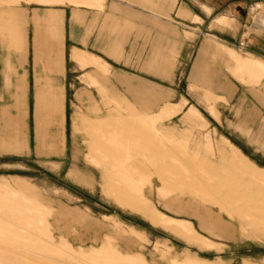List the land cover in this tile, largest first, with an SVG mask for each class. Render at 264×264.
Instances as JSON below:
<instances>
[{
  "label": "rangeland",
  "instance_id": "obj_1",
  "mask_svg": "<svg viewBox=\"0 0 264 264\" xmlns=\"http://www.w3.org/2000/svg\"><path fill=\"white\" fill-rule=\"evenodd\" d=\"M182 1L191 10L201 13L206 11L202 4L213 7L215 11L211 17L224 13L233 18L228 24L232 30L236 31L238 24L242 23L245 24V35L256 33L264 37V31L256 30L252 19L256 12L264 14V0ZM19 2L27 5L32 1L0 0V16L5 19L0 22L1 25L7 24V11ZM153 16L168 22L170 38H194L190 28L192 24L184 20H195L192 17L180 19L175 9L170 12L169 19L157 10H153ZM0 31L1 37L6 30L0 26ZM31 32L30 24L28 33L31 35ZM195 40L198 42L199 38ZM179 44L177 42L178 49ZM0 46L7 50L1 41ZM179 54L169 78L163 79L146 71L142 66L148 57L126 60L133 64L123 68L132 73L128 77L129 84L114 80L112 69L105 71L107 78H90L87 84L96 90H86L78 98L80 102L96 105L69 106L64 103V121L57 120L49 127L46 143L59 154L34 153L36 138L30 84L26 118L28 129L22 136L28 143V151L0 152V264H244L246 258L264 264V169L252 164L254 162L264 168L262 108L248 100L246 104L232 108V123L227 127L225 123L218 124V120H214L199 102L203 93L210 92L214 84L197 81L194 94H189L187 86L192 58L182 63ZM209 60L213 67H202L200 72L211 80L220 73L217 64L234 65L231 60L224 62L215 55L206 61ZM11 61L18 64L14 57ZM41 69L39 64V72ZM228 70L232 74L238 73L234 67H228ZM60 73L49 75L56 88L59 86L55 77ZM241 74L249 80L254 76L247 71ZM143 86L163 93L172 92L174 99L184 95L188 103L200 109L208 123L199 122L194 128L187 129L180 122V115L172 117L166 121L167 124L182 130L186 139L164 137L154 129L153 152L148 156L138 153L141 150L138 140L122 133L106 137L107 142L127 154L124 161L136 158L152 164L153 173L142 177L136 184L129 181L126 171L122 173L117 188L130 192L125 197L130 198L135 210L101 192L99 170L91 163L98 165L100 162L95 156H88L91 162L87 160L86 133L79 126L81 122L74 124L70 115L73 110L90 114L93 108L102 106L104 102H110L115 107L111 100L112 91L134 101L132 90ZM11 101L9 108L13 109V97ZM240 102L238 99L237 103ZM178 111L177 106L164 109L153 115L154 122ZM186 115L190 117L193 114L189 112ZM90 125L88 128H91ZM221 135L236 144L252 163L235 154L222 160L218 144L222 141ZM130 148H137L138 152L130 156ZM196 150H200L201 154H195ZM247 166L251 170H245ZM72 173L82 181L74 178ZM106 192L111 194L109 188ZM182 197L189 202L185 203L187 212L183 213L210 211L230 227L235 238L210 234L200 228L196 217L174 213L178 211H174L169 203L182 202ZM117 199L121 200V197ZM163 199H168L165 206ZM145 207L152 208L154 214L150 220L158 226L139 214L138 211L145 215ZM155 213L167 216V222L160 224L161 219L157 222ZM170 215L189 218L199 232L217 245L201 243V240H208L199 236L187 221ZM169 217L185 223L181 232L173 226L176 221Z\"/></svg>",
  "mask_w": 264,
  "mask_h": 264
},
{
  "label": "crops",
  "instance_id": "obj_2",
  "mask_svg": "<svg viewBox=\"0 0 264 264\" xmlns=\"http://www.w3.org/2000/svg\"><path fill=\"white\" fill-rule=\"evenodd\" d=\"M27 1L32 2L27 5L22 2L12 5L7 11V24L0 23L6 30L0 41L7 47V50H3L0 46V152L28 151V143L22 136L28 129L26 118L31 83L32 117L36 138L34 153L59 154L60 152L54 150L52 145L46 143V139L50 125L57 120L64 121V103L69 106L96 105L80 102L78 96L86 90H96L87 84L89 79H104L105 71L108 69H112L114 80L129 84L128 77L132 73L123 68L132 66L133 64L127 63L126 60L136 57H148L142 67L163 79L169 78L179 52L182 63L191 57L192 70L187 90L189 94H194L197 81L214 84L210 92L203 93V98H199V102L214 120H218V124L225 123L227 127L233 122L232 108L244 105L248 100L261 107L264 115V37L256 33L245 35V24L242 23L238 24L236 31L232 30L228 24L233 18L224 13L211 17L215 11L213 7L202 4L206 11L201 13L191 10L182 0ZM174 9L180 19H184L183 17L195 19H184L192 24L190 28L195 34L193 39L170 38L168 22L162 18L154 19L153 10L159 11L169 19L170 12ZM258 17H262V20ZM252 19L254 28L264 31V14L256 12ZM2 20L5 19L0 16V22ZM30 24L31 35L28 33ZM196 38H199L198 42ZM177 42L180 43L179 49ZM154 43L157 45L154 46ZM214 55L224 62L231 60L234 65L217 64L220 73L211 80L205 78L200 69L202 67L211 69L212 62L206 60ZM13 57L18 64H13L11 61ZM39 64L42 67L40 72ZM228 67H234L238 73L232 74ZM243 71L254 73L253 78L249 80L246 76L242 77ZM51 73H60L55 77L59 86L57 88L52 84L49 76ZM132 91L134 101L112 91L111 100L115 107L111 106L110 102H104L102 106L93 108L90 114L73 110L70 117L74 124L81 122L79 126L86 133L87 160L90 161L88 156H95L100 162L97 165L90 161L99 170L101 192L112 196L121 205L134 207L136 210L130 198L125 197L130 192L117 187L123 171L128 173L129 181L136 184L142 177L153 173L152 164L148 165L136 158L124 161L127 154L107 142L106 137L109 134L122 133L138 140L141 150L138 152L137 148H130L128 154L131 156L133 152H138L148 156L153 152L154 129L159 130L164 137L186 139L182 130L167 124L166 121L172 117L180 115V122L187 129L194 128L199 122L208 123V120L196 105L188 103L184 95L174 99L175 95L172 92L163 93L146 86ZM12 97L13 109L9 108ZM238 99L241 100L240 103H237ZM175 106L180 111L154 122L153 115ZM189 112L193 115L187 117L186 113ZM88 124H91V128H88ZM221 136L222 141L218 144L222 160L235 154L249 161L247 155L236 144L228 137ZM143 147L145 150H142ZM197 153L201 154L200 150H196L195 154ZM249 162L252 163L251 160ZM252 164L264 169L254 162ZM245 170L251 169L247 166ZM72 176L82 181L77 174L72 173ZM107 188L111 194L106 192ZM141 194L145 195L142 191ZM118 196L121 200L117 199ZM167 200L163 199L164 206ZM185 203L189 202L182 197V202L169 204L174 211H178H173L176 214L196 217L200 228L210 234L226 239L235 238L230 227L210 211L193 210L190 214L183 213L187 212ZM143 211L145 215L138 212L153 225L158 226L150 220L154 214L152 208L145 207ZM166 217L155 213L156 221L161 219L160 224L167 222ZM173 217L187 221L199 236L208 240L207 242L201 240V243L217 245L208 236L199 232L189 218ZM169 218L176 221L173 226L181 232L185 223ZM244 262L261 264L250 258H246Z\"/></svg>",
  "mask_w": 264,
  "mask_h": 264
},
{
  "label": "bare ground",
  "instance_id": "obj_3",
  "mask_svg": "<svg viewBox=\"0 0 264 264\" xmlns=\"http://www.w3.org/2000/svg\"><path fill=\"white\" fill-rule=\"evenodd\" d=\"M259 20H262V17H258Z\"/></svg>",
  "mask_w": 264,
  "mask_h": 264
}]
</instances>
